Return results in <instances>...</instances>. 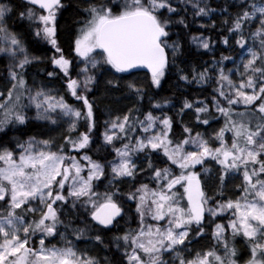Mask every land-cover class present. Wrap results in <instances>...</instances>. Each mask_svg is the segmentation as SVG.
I'll return each mask as SVG.
<instances>
[{"label":"snow or ice","instance_id":"1","mask_svg":"<svg viewBox=\"0 0 264 264\" xmlns=\"http://www.w3.org/2000/svg\"><path fill=\"white\" fill-rule=\"evenodd\" d=\"M182 2L191 5L194 17L215 11L204 0ZM37 7L43 11L38 13ZM65 7L64 0H24L19 15L36 23L35 36L59 53L52 56L53 70L46 75L57 76L59 69L81 107L43 88L33 92L28 87L27 66L39 58L30 57L9 31L16 8L0 3V53L11 61L10 86L0 103L4 112L0 132L10 124H27L28 110L34 107L36 120L54 125L64 121L69 133L56 150L51 139L35 137L17 140L14 148L0 145V264H116L106 251L113 246L122 252L120 264H264V0H240L235 15L224 21L228 35L223 43L231 46L230 40L234 41L240 49L238 70H226L225 61L236 58L222 56L187 74L178 68L183 46L172 39V28L176 23L185 28L189 24L172 0H92L83 8L85 18L70 46L74 59L84 64L82 80L71 78L73 60L58 44V14ZM191 42L205 51L212 47L202 36H192ZM90 69L108 77L106 90L119 89L121 81L140 71L150 80L149 87L159 89L176 69L178 79L186 84L212 89L211 107L204 101L185 100L181 113L192 110L196 122L203 125L223 117V126L210 138L198 131L193 135V129L185 126L177 140L171 135V117L129 108L105 121L98 150L111 149L115 158L101 163L83 151L92 145L96 128L95 105L87 94L100 82ZM127 88L137 101L145 98L144 88L136 83L129 82ZM164 106L155 103L152 108ZM80 121L83 132L77 131ZM73 132L77 134L72 136ZM228 132L230 137L225 135ZM73 152L82 154L77 158ZM208 161L219 165L212 195L206 192L200 171L210 172ZM143 173L153 187L137 182ZM235 180L240 182L234 184V195L225 199L228 184ZM122 184H129L130 190L122 192ZM129 201L135 203V228L125 219ZM64 213L78 223H66ZM218 216L228 223H216ZM121 221L126 230L106 239ZM210 223L215 225L211 233L215 245L193 253L192 238L202 237ZM69 233L75 241L94 242L104 254L80 249ZM237 237L242 238L246 259L238 258ZM56 238L63 241L60 246Z\"/></svg>","mask_w":264,"mask_h":264},{"label":"trees","instance_id":"2","mask_svg":"<svg viewBox=\"0 0 264 264\" xmlns=\"http://www.w3.org/2000/svg\"><path fill=\"white\" fill-rule=\"evenodd\" d=\"M65 9L61 10V13L58 14V32L57 39L59 46L64 50V54L66 58L72 59L73 63L71 66L70 76L74 78V68L76 67L75 62H78L77 59H74V55L72 51H70V46L74 41L78 29L80 25L83 23L85 18V13L83 12V8L87 6L88 3L92 2V0H64ZM204 2L208 3L213 9L214 12L210 13L214 15L216 18L215 27L206 22V17H194L193 10L190 4H185L182 0H172L173 6L178 7V11L180 12V16H183L189 24L188 28H185L183 25L176 23L172 28V39L178 40L179 43L183 46L182 51L183 55L178 57L179 65L178 68H182L185 71V74L190 72L193 68L208 66L213 61H218L222 56H231L237 57V53L240 52L238 46L234 44V41L230 40V45H225L223 43V39L228 35L227 33V25L224 21L229 16H234L237 10V7L240 3V0H204ZM7 4H10L16 8V12L11 16L9 20L10 28L17 34L19 38H21L27 47L28 52L33 57H38L44 61L39 62L33 66H29L30 71H32V75H35L39 78L40 81L49 83L53 82L58 87H60L63 91V97L66 102L75 106L81 107L82 102L75 100L71 96L70 91L67 89L68 78L63 76L62 72H59L57 76L48 77L46 73L48 71L53 70V65L49 62V58L53 55L59 56V53L55 52V49L52 48L50 44L46 41L35 36V31L37 29V24L29 21L28 19H22L19 13L23 10V3L19 0H6ZM227 8L228 12L225 13L223 9ZM38 13H41L37 11ZM219 12L222 13L219 16ZM180 16H177L178 20ZM204 27H201V25ZM222 25V30L218 29L219 25ZM192 36H202L208 37L210 43L212 45L213 52L205 51V52H196L192 47L191 38ZM235 48V50H233ZM47 56L49 57L47 59ZM46 57L45 59H43ZM228 61H225L227 64ZM90 72H95L99 79V84L93 87V91L89 92L87 95L89 99L94 103V113L96 118V128L92 134L93 143L89 149L83 150L87 151L88 155L92 156L93 159L99 160L101 163L105 162V160H112L115 158V153L109 149L108 151L98 150L99 145L103 142L102 139V111L105 106L111 105L118 99H122L130 90L127 88V84L129 82L136 83L137 86L143 87L145 90L143 100L137 101L136 107H139L141 112H145L149 109H152L153 103H161L165 106L163 109L166 114L172 118L173 120V128L171 135L174 139H180L183 134V127L188 126L193 129V134L197 131L199 132L201 129L209 130L207 128L210 125H216L220 120L217 121L211 120L209 125L198 124L195 119V113L190 109H185L183 113H181V109L183 107V103L185 100L189 102H194L197 100L204 101L210 105L211 101V92L212 89L210 86H197L195 83L186 84L184 81L178 79L177 70L174 69L173 72L166 75L165 80L162 81V87L157 89L155 87H149L150 80L145 77V74H135L134 76H129L128 79L120 82L119 89H109L106 90V80L108 77L103 76L101 72L96 70H91ZM7 67L0 59V89L4 88L7 85ZM120 75V74H117ZM144 77L143 82H140V78ZM135 95V94H134ZM148 97L151 102L147 103ZM135 107V108H136ZM239 110H243V108H239ZM214 115L219 116V114L215 113V109H212ZM142 118V117H141ZM85 130L84 122L80 121V126L78 132H83ZM43 131V127L34 122H29L25 125H9L5 128V132H0V145L4 147H15L16 141H27L29 137L36 136ZM77 133L71 134L75 136ZM117 146H119V142H117ZM70 147V146H68ZM67 150V149H66ZM16 151L19 152V149L16 148ZM79 157L82 153H72ZM142 159V156H141ZM162 163V159H161ZM206 166L210 169V172L205 174L203 169L201 168V174L204 177V187L206 192L209 194V190H214L216 188L215 176L216 170L219 168V165H216L214 161L206 162ZM143 181L145 183H149L150 187L154 185L151 184L147 173H143L137 177V182ZM239 181V180H238ZM240 182V181H239ZM106 182L102 183L99 187V190L103 192L105 190ZM131 186L129 184H122L120 189L122 192L126 193L130 190ZM231 195L230 185L228 184L227 189L225 190V199L229 198ZM128 215L125 219L129 222L132 228L136 227L135 221V203L133 201L128 202ZM63 218L67 222H76L75 217L69 215L68 213H64ZM82 219V217H81ZM216 223L227 224L228 220L222 216H218L215 218ZM214 224H207L205 229V233L202 237H193L192 244L190 245L191 250H195L199 248L201 250L212 247L215 245L214 240L212 239L211 233L214 229ZM127 225L124 221H121L119 225L114 227L111 232L107 233L106 239L113 240L116 235H121L124 230H126ZM63 231V228H61ZM229 229V234H230ZM68 238L75 241V238L69 233ZM51 239V238H50ZM241 237L236 238V247L238 250V258L247 256L245 252V246L240 243ZM55 243H59V238H56ZM77 243H85L88 241H75ZM35 247L37 246V240L34 241ZM94 246V242H90ZM187 243V242H186ZM94 248H96L94 246ZM97 252H100V249L96 248ZM109 260L115 259L116 264H120V258L122 256V252H118L116 248L113 246L110 250L106 249ZM222 251V249H221ZM100 254H104L100 252ZM243 264V262L241 263Z\"/></svg>","mask_w":264,"mask_h":264},{"label":"rangeland","instance_id":"3","mask_svg":"<svg viewBox=\"0 0 264 264\" xmlns=\"http://www.w3.org/2000/svg\"><path fill=\"white\" fill-rule=\"evenodd\" d=\"M233 1V0H231ZM1 3H6V0H1ZM220 14L222 15L221 12H219V16L220 17ZM206 18V22L211 24L212 26L215 25V21H216V18L217 17H214V15L212 14H209L208 16H205ZM223 17V15H222ZM10 23L8 22V27L10 26L9 25ZM222 25L220 24L218 26V29L219 30H222ZM9 31L13 34H15L17 36V34L9 28ZM18 39L21 40L22 44L25 46V48L27 49L26 47V44L25 42L19 38L17 36ZM206 39H208V37H204ZM0 47H3V42L1 41V44H0ZM192 47L193 49L196 51V52H205L204 49L202 48H197L196 45L192 44ZM210 52H213L214 50L211 48L209 50ZM29 56L30 57H33L32 55H30V53L28 52ZM48 57V56H47ZM0 58L2 59V61L4 62V64L6 65L7 67V85H5L4 88L0 89V92H3L5 93V96H0V103L4 102L5 100V97H6V93H7V89L9 88L10 86V80H9V68H10V58L7 57L4 53H0ZM46 57H44L43 59H45ZM236 58L235 59V62H233L232 60H229L226 64V70L227 69H233V70H238L237 66L240 65L241 61L238 57H234ZM44 60L42 59H37V60H34V62L29 65L30 67L39 63V62H42ZM213 62H211L210 64H208V66H210ZM178 65H179V61H178ZM27 66V71L25 72V79L27 80V83H28V87L31 88L33 90V92L36 90V89H39V88H43L44 91L46 92H51L52 95H55V96H58V97H63V91L60 87H58L56 84H54L53 82H49V83H45V82H42L39 80V78L35 75H32V71H30V67ZM84 67V64L83 62L81 61V63L79 64V66L76 67L75 69V75L76 77L74 79H83V74L80 73V69ZM92 69H90L91 71ZM143 79L144 77L140 78V82H143ZM236 79L238 80L239 79V76L237 75ZM64 98V97H63ZM147 103L151 102L150 98L148 97V99L146 100ZM24 103L27 104L28 101L27 99L24 100ZM136 98H135V95L134 93H131L130 91L122 98V99H118L116 100L115 102H113L111 105H108V106H105L102 111V126H101V130H102V134L104 133L105 131V128H106V124H105V121L109 120L110 118L112 117H115L116 115H121L125 112H127V110L129 108H135L136 107ZM155 104V103H153ZM75 107V106H74ZM239 108H243V106H240ZM150 111H153L154 115H157V116H161L162 114H166L165 110L162 109H149ZM147 110V111H149ZM35 108L34 107H31L29 110H28V115H29V122H34L36 124H39L43 127V131L36 135V136H33L35 137L37 140H44V139H51L53 141V144H52V148L53 150H56L57 147L59 146H62L64 145V141H65V137L67 135H69L67 129H68V125L66 122L64 121H61L60 123L58 124H51L50 122L48 121H43V120H36L34 117H35ZM218 114V113H217ZM55 115V114H53ZM167 115V114H166ZM168 116V115H167ZM4 117V112L3 110H0V120H2ZM219 117V116H218ZM143 118V117H142ZM11 119V117H10ZM220 121L218 123H215L217 124L216 125H210L208 126L207 128H209V130H203L201 129L199 132L204 135L205 138H210L214 135L215 131H217L220 127L223 126V123H224V120H223V117H219L218 118ZM218 119H214V121H217ZM11 125V124H10ZM9 125L6 126V128L8 127ZM79 126H80V122L77 126V131L79 129ZM76 132H73L71 134H74ZM195 135V134H193ZM226 137H230L232 134L230 132L226 133L225 134ZM102 139H103V135H102ZM79 158V157H77ZM177 171H179L177 169ZM239 181L238 180H235L234 182H230L229 185H230V190H231V195L229 196L232 197L234 195V184H238ZM215 191V188L214 190H209V195H212ZM186 203V201H185ZM215 242V241H214ZM63 243V241H61L59 239V243L57 244V246H60L61 244ZM74 243L82 250H87L88 252H91L93 255H95L97 252L96 248H94L93 244L90 243V242H85V243H77L74 241ZM36 247L38 248L39 247V243H38V240H37V243H36ZM193 253L197 252V251H206L205 249L201 250L199 248H196L195 250H191ZM102 255V254H101ZM245 259L247 258V256L244 257ZM242 263V261H241Z\"/></svg>","mask_w":264,"mask_h":264},{"label":"water","instance_id":"4","mask_svg":"<svg viewBox=\"0 0 264 264\" xmlns=\"http://www.w3.org/2000/svg\"><path fill=\"white\" fill-rule=\"evenodd\" d=\"M19 1H21V2H23L24 3V0H19ZM37 10H39V11H43V10H40L38 7H37ZM44 14H46V13H44ZM138 73H144L143 71H140V72H138Z\"/></svg>","mask_w":264,"mask_h":264},{"label":"flooded vegetation","instance_id":"5","mask_svg":"<svg viewBox=\"0 0 264 264\" xmlns=\"http://www.w3.org/2000/svg\"><path fill=\"white\" fill-rule=\"evenodd\" d=\"M9 28H10V26H9ZM11 29V28H10ZM49 57H47V59H48Z\"/></svg>","mask_w":264,"mask_h":264}]
</instances>
